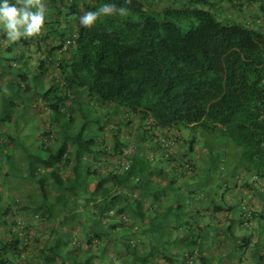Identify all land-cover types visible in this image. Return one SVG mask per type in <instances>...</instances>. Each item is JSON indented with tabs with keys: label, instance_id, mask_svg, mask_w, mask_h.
Wrapping results in <instances>:
<instances>
[{
	"label": "trees",
	"instance_id": "16d2710c",
	"mask_svg": "<svg viewBox=\"0 0 264 264\" xmlns=\"http://www.w3.org/2000/svg\"><path fill=\"white\" fill-rule=\"evenodd\" d=\"M43 1L41 33L22 42L45 53L34 75L51 82L41 88L48 120L37 126L34 141L12 140L24 150V178L32 184L0 189V264H34L35 258L37 264H152L154 257L161 261L154 264H214L210 245L220 235L230 240L226 256L241 249L251 264H264V215L232 205L227 193L217 204L213 194L221 185L211 194L192 187L196 165L190 157L184 162V145L176 146L181 127L199 128L207 157L218 156L222 164L215 167L224 178L250 172L249 186L263 194L256 183L264 181V30L258 13L248 19L230 13L254 4L264 10V0ZM105 2L125 14L83 28L79 16ZM0 39L7 41L1 28ZM21 79L18 88L27 92L28 77ZM3 120L11 125V117ZM122 127L132 137L130 152ZM9 138L0 130L4 177L14 176L19 162ZM195 141H188L191 151ZM225 143L232 144L233 159L213 151ZM191 198L197 202L189 208ZM197 205L204 212L195 218L207 222L192 217ZM32 206L50 233L45 247V228L19 212ZM225 210L234 214L227 223L216 217ZM79 225L85 245L71 236Z\"/></svg>",
	"mask_w": 264,
	"mask_h": 264
},
{
	"label": "rangeland",
	"instance_id": "374dc122",
	"mask_svg": "<svg viewBox=\"0 0 264 264\" xmlns=\"http://www.w3.org/2000/svg\"><path fill=\"white\" fill-rule=\"evenodd\" d=\"M44 1H40V3H43ZM161 2V1H159ZM173 2V0H163V3L168 4ZM44 4V3H43ZM257 5L254 4L253 9L248 8L247 10H242V11H233L230 13L231 16H241L244 18H250L251 14H255L258 13L259 14V20L258 23L260 21V24L262 25V29L264 30V10L262 9H258L256 7ZM249 10V11H248ZM2 29V28H1ZM30 39V37H28ZM25 38H21L18 41L15 42H10V41H3L0 39V65H2V68H4V70L7 72L8 75V82L6 83L5 89L6 91H8L12 96H16L17 98L20 97L21 95H26V92L24 90H22L21 88H18V84L21 81L20 80V75L26 73L27 75L31 76L32 78L36 79L37 82L39 83L37 89L39 91H41V88H44V86H41L44 83L43 77L42 75L35 77L36 75H34V71H35V67L37 62H40V58H41V54L45 55L44 52L41 51V54L39 52V50L37 51V46L35 43L30 42V43H24L22 42V40H24ZM4 46H7L8 48L10 47V50H3L2 48ZM64 48H62L63 50ZM92 115V113H91ZM4 116H0V127L3 126L4 124ZM117 121V120H115ZM21 122L19 121L17 125H19ZM13 127L14 130H16V124L15 125H10ZM17 130L19 131V128H17ZM180 130V135L182 136V140H180V143H178L176 146L182 147L183 145L186 147L184 149V151H182V156L184 158V162L188 161L189 159L187 158H192L191 160H193V162L195 163V174L198 175L199 173V178L197 179V182H190L192 183V187H195V184H198L199 186H201V188H204L205 190H207L209 192V194L214 193L213 190L216 189L219 185H221V187L218 189V191L216 193L213 194V196L215 195V200L216 203H223L224 201L226 202V197L224 196V194H226L227 198L230 200V203L236 207L241 208L244 205H248L250 209L253 210H257L260 211L262 213V215H264V181H260L256 183V186L261 188V191L263 194H260L258 192L257 189H255L254 187H250L249 184H253L255 181V176H253L250 172L247 171H240L239 174L235 175L233 177V179H231L230 177L224 178L225 176L220 173V170L218 168L215 167V165L217 164H222L221 161L218 160V156L217 155H212L210 156V158L207 157V152L205 151L204 147V138L205 135H203L200 132L199 128H195V129H187V128H182L179 129ZM25 131V130H24ZM128 130L125 129L124 127L121 128V135L125 138H127V132ZM27 132L25 131L24 134L19 133L17 136L19 140L21 142H29V138L26 139V141H24L22 139V136L24 135H28L31 136L32 133L28 132V134H26ZM1 137H5V135H1ZM196 138L195 144H194V151H191L189 149V145H188V141L190 142V140L192 138ZM183 141H185V143H183ZM176 147V149H177ZM233 148L232 144L230 143H225V144H218V147H216L213 151L214 152H219V150L225 151L229 153L228 158L233 159L230 150ZM113 164V162H112ZM212 166V169L210 170V176L208 178V180H203V174L206 175V171L207 169ZM228 166H231V164L229 163ZM21 167L18 166L19 170ZM7 170V172H9L11 170V168H4ZM122 170V169H121ZM1 171V169H0ZM16 173V171H15ZM5 173L0 172V179L2 177V180H0V189L4 192L8 189H11L13 191V186H15V183H13L12 181L8 180V177H4ZM11 177H13V175H10ZM15 176V174H14ZM250 177V178H247ZM6 178V181H5ZM17 178V177H16ZM204 181V182H203ZM87 182H89V186H93L92 182L93 179L88 180ZM245 182L247 184H245ZM213 189V190H212ZM207 192V193H208ZM196 197V195H194ZM232 199V200H231ZM195 202H197L196 198H191L188 202L189 204V208L192 207L193 203L194 205L196 204ZM29 203V201L27 202V204ZM200 203V201H199ZM30 204V203H29ZM226 211V212H225ZM225 211H221L222 213H219L216 215V217L219 218V221L223 222V223H227L230 219L233 217L232 213L228 210ZM203 213L204 210H202V208L200 207V205H197V208H195L192 212V217L195 218L196 217V213ZM235 214H239L240 215V211H237V213ZM209 218L204 219L202 216L200 218H195V220L199 221V220H204V222H207ZM218 220V219H217ZM218 222H215L213 224H217ZM179 228V232H183L182 228L180 226H178ZM44 230V229H42ZM47 231V230H46ZM45 230L43 231L44 233L42 234V244L41 246H43L45 244V242H47L49 240L50 234L49 232H46ZM211 231V230H210ZM215 231H219L220 233L223 232H228L227 228H224V231L222 230H213ZM211 231V233L213 232ZM236 235L237 234H243V230L241 228H239V226H235V228H233L232 230ZM245 232V231H244ZM248 232V231H246ZM263 232V238L262 240H264V231ZM83 226L79 225L78 227H76V229L72 232V237L74 238L75 242L81 243L82 245H85L83 242ZM47 235V237H46ZM211 237V236H210ZM221 240H219L218 242H216L215 244H211V254H213V263L214 264H251V260L250 257H248V252H246L244 255L242 250L239 249L235 252H233V255H227L226 253L227 251H229V242L230 240L224 239L225 236L220 235ZM210 239V238H207ZM263 248H264V244H263ZM228 254V253H227ZM83 256V255H82ZM81 256V257H82ZM212 257V258H213ZM244 257V258H242ZM156 262H161L160 259L158 257H154L152 259V264L156 263ZM111 264H121L118 261L111 263ZM187 264H192V263H187ZM252 264L253 261H252Z\"/></svg>",
	"mask_w": 264,
	"mask_h": 264
},
{
	"label": "crops",
	"instance_id": "0c3cea01",
	"mask_svg": "<svg viewBox=\"0 0 264 264\" xmlns=\"http://www.w3.org/2000/svg\"><path fill=\"white\" fill-rule=\"evenodd\" d=\"M44 57L45 56H42L41 58H44ZM1 68H2V65H0V116L11 117V120H12L11 125L16 124V130H14L13 127L10 126L5 121H4L3 126L0 127V130L7 131L11 135V138H9V140L11 141L10 142L11 144L7 146L9 149L14 151L13 152L14 158H16V160H19L18 164L16 165L14 164L15 165V169H14L15 176L8 177V180L15 183V186L21 189L24 183L29 184V185H31L32 183L30 184L24 178L25 177L24 174L26 172V166L24 165V163H22V160H21L23 159L22 157L24 156V150L18 147L16 145V142L15 141L12 142V140H14V137L17 136L19 133L24 134V132L26 131L27 132L26 134H28V132L30 133L32 132V134L31 136L24 135L22 136V139L26 141V139L29 138V142L34 141L33 139H35V135L33 136V133L36 131L37 126L41 125V123L48 120V116L46 115V112H45L46 106H45V100L42 98V94H41L42 90L39 91L37 87L35 86V84L36 85L39 84L37 80L27 75L26 73L22 74L24 77L26 76L28 77V80H29L28 85H30L31 89H29L26 92V95H21L20 97L17 98L15 95L12 96L8 91L4 90L6 83L8 82L9 74H7L5 70H3L4 71V74H3ZM37 68L38 67L36 65L35 71L37 70ZM22 75H20V79ZM43 80H44V83L42 86H44V89L49 88L51 86V82L49 81V79L43 78ZM19 121L21 123L17 125ZM17 128H19V131L17 130ZM18 166H20L21 167L20 169L22 170H19ZM11 172L13 171L11 170ZM0 180H2V177ZM18 181L20 182L21 186L17 184ZM7 199H8L7 194H4L2 198L3 200L2 203H4V201L6 203ZM28 201L31 204L32 201L31 200H28ZM29 203L27 204V207L30 206ZM36 211L37 209L33 206L30 207L29 210H25L24 207H20L19 209L20 215L27 218L30 221V223L34 225V227L39 228L40 231L45 228V231H46L47 230L46 226L42 224L39 220H36L35 218ZM48 241L45 242V244L41 247H45ZM38 255L39 253L37 251L36 254H34V256H38ZM35 261L37 262L38 258H35ZM36 262H34V264H37Z\"/></svg>",
	"mask_w": 264,
	"mask_h": 264
},
{
	"label": "clouds",
	"instance_id": "9594fccd",
	"mask_svg": "<svg viewBox=\"0 0 264 264\" xmlns=\"http://www.w3.org/2000/svg\"><path fill=\"white\" fill-rule=\"evenodd\" d=\"M46 12L45 4L38 0H0V28L10 42L34 37L41 33L45 25ZM125 12L126 9L117 7L115 2H105L95 10L84 11L79 16V24L90 29L103 18L124 15Z\"/></svg>",
	"mask_w": 264,
	"mask_h": 264
},
{
	"label": "built area",
	"instance_id": "2783aa9c",
	"mask_svg": "<svg viewBox=\"0 0 264 264\" xmlns=\"http://www.w3.org/2000/svg\"><path fill=\"white\" fill-rule=\"evenodd\" d=\"M71 44H72V41L71 40H68L67 43L64 45V49L67 48V47H69V45H71ZM127 140L129 142V147H128L129 149H128L127 152H130L132 150V137L128 135L127 136ZM121 166H122V169H127L128 166H129V162L123 161L121 163Z\"/></svg>",
	"mask_w": 264,
	"mask_h": 264
}]
</instances>
